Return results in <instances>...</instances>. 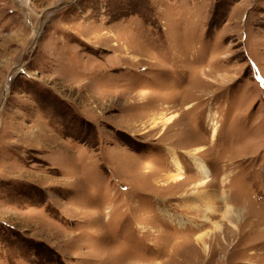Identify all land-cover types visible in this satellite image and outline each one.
Wrapping results in <instances>:
<instances>
[{"label":"rangeland","instance_id":"374dc122","mask_svg":"<svg viewBox=\"0 0 264 264\" xmlns=\"http://www.w3.org/2000/svg\"><path fill=\"white\" fill-rule=\"evenodd\" d=\"M0 264H264V0H0Z\"/></svg>","mask_w":264,"mask_h":264},{"label":"bare ground","instance_id":"6f19581e","mask_svg":"<svg viewBox=\"0 0 264 264\" xmlns=\"http://www.w3.org/2000/svg\"><path fill=\"white\" fill-rule=\"evenodd\" d=\"M179 116H178V114H176V115H173L172 117H170V118H168L167 119V123L168 124H174L175 122H176V120H177V118H178ZM156 123V122H155ZM216 134H217V129L215 128V131H214V137L216 136ZM170 150V153H172V155H173V160H174V163L178 166V167H180V161H179V159H178V155H177V153H175V151H173V150H171V149H169ZM204 150V148H202V147H200V148H196L193 152H187V154H188V156H190V158L192 159V162H193V164L196 166V168L201 172V174L202 175H204V179H202L201 181H199L198 182V187H204V186H208V184H209V181H210V178H209V168L207 167V165H205L202 161H201V159H199L198 158V154L201 152V151H203ZM183 180V178L181 177V175H176L173 179H172V181L174 182V183H180L181 181ZM193 195L195 196V197H198L199 199L201 198V195L199 194V193H197V192H195V193H193ZM209 196L210 195H206V194H204V196H203V200H207V201H210L208 198H209ZM197 206H195V208H196ZM190 208H192V206H190ZM231 212H229V214H230ZM229 219H230V221H232L231 219H232V217H229ZM219 228H221V225H218V224H216V229H219ZM235 228H237V227H235ZM205 237H202V236H198V241L199 242H201V243H203L204 245L206 244L205 243V239H204Z\"/></svg>","mask_w":264,"mask_h":264}]
</instances>
